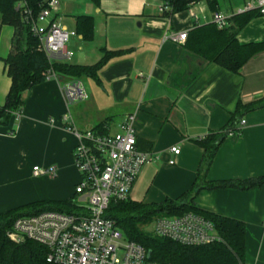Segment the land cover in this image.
I'll return each instance as SVG.
<instances>
[{"label": "crops", "instance_id": "1", "mask_svg": "<svg viewBox=\"0 0 264 264\" xmlns=\"http://www.w3.org/2000/svg\"><path fill=\"white\" fill-rule=\"evenodd\" d=\"M58 1L67 31L76 32L77 16H91L94 22L92 41L80 34L70 39V64L92 66L105 50L121 52L100 70L98 80H80L88 98L70 106L74 126L86 131L107 120L113 131L135 114L137 148L151 160L141 169L129 199L145 204L179 199L199 175L204 150L195 141L222 131L238 102L264 97V51L235 75L175 39L212 24L216 13L231 19L245 12L248 3L257 8V0H217L215 10L201 0L174 14L170 8L161 12L160 0H100L97 6L90 0ZM190 7L198 22L188 17ZM13 33L0 19V108L12 84L3 59L11 50ZM237 40L242 45L264 43V16L252 19ZM23 100L20 119L0 126V214L31 203L74 199L80 179L72 155L78 141L64 121L68 109L62 83H40L24 92ZM234 125L237 131L216 152L206 176L209 182L264 177V108L243 115ZM172 147H179L180 154L170 153ZM34 167L54 168L56 174L34 177ZM52 185L59 187L52 191ZM194 204L242 221L244 264H264V185L244 191L202 190Z\"/></svg>", "mask_w": 264, "mask_h": 264}, {"label": "trees", "instance_id": "2", "mask_svg": "<svg viewBox=\"0 0 264 264\" xmlns=\"http://www.w3.org/2000/svg\"><path fill=\"white\" fill-rule=\"evenodd\" d=\"M24 1L32 15H37L47 0H0L2 25L12 27L14 33L11 50L3 59L7 75L12 81L3 107L0 108V126H8L15 113H22L23 94L32 87L45 82V73L50 65L46 56L36 51L38 41L33 37L23 15L16 5ZM95 6L100 0H90ZM171 9L172 14L185 11L191 3L201 0H160ZM212 10L217 0H205ZM167 13V11L165 12ZM259 10H250L232 17L230 25L219 29L214 23L196 27L187 34L186 47L195 55L232 74L239 75L242 68L255 56L264 51V43L242 45L237 36L252 19L260 17ZM76 33L85 41L94 37V22L91 16L74 18ZM121 52L104 51L101 60L92 66L55 63L53 68L61 78L98 80L100 70L108 61ZM264 108V97L247 104L238 102L227 126L220 132L212 133L195 142L203 148L198 178L188 193L179 199H166L158 204H145L131 201L112 202L105 216L113 220L129 241L135 242L151 253L152 261L167 264H244L246 258V225L237 219L216 215L198 209L194 204L195 195L202 190L238 189L250 190L264 185V177L248 180H228L209 182L207 173L221 143L237 130V119L243 115ZM107 120L94 129L105 132ZM138 142V146H139ZM147 148V146H146ZM54 210L74 213L77 210L74 199L65 202H36L0 214V264H52L47 262L48 249L32 241L23 244L11 242L7 233L13 222L22 216L35 215ZM196 213L209 219L220 234L218 243L188 247L168 239H162L145 231V227L161 217L180 216Z\"/></svg>", "mask_w": 264, "mask_h": 264}, {"label": "built area", "instance_id": "3", "mask_svg": "<svg viewBox=\"0 0 264 264\" xmlns=\"http://www.w3.org/2000/svg\"><path fill=\"white\" fill-rule=\"evenodd\" d=\"M159 7L161 12L168 9L162 1ZM254 7L253 3H248L245 12L256 9L264 16V0H257V8ZM16 9L21 12L38 41L36 51L44 54L50 65L45 73V81L62 83L63 98L68 109L64 121L78 141L72 155L80 179L75 188L76 212L47 210L19 217L7 233L8 239L17 245L32 241L46 247L47 262L52 264H167L152 261L144 247L129 241L117 224L105 216L112 202L129 200L141 169L151 160L137 148L136 115L127 116L118 124L115 132L109 124L105 126V132L94 128L77 130L69 108L86 101L88 96L79 80L61 78L53 68L55 63H68L71 60L68 43L77 33L67 31L62 26L58 0H47L36 16L32 15L24 1H20ZM187 14L193 21H199L194 7H190ZM229 20L219 13L213 16V23L219 29L228 27ZM186 39L185 32L175 40L185 42ZM13 117L18 121L21 113H15ZM245 124L242 120L241 126ZM170 153L179 155L180 148L172 147ZM169 164L174 165V161ZM32 173L34 177H54L56 171L54 168L34 167ZM77 198L79 202L75 201ZM150 225V233L154 236L183 246L200 247L222 240L214 224L196 213L161 217Z\"/></svg>", "mask_w": 264, "mask_h": 264}, {"label": "rangeland", "instance_id": "4", "mask_svg": "<svg viewBox=\"0 0 264 264\" xmlns=\"http://www.w3.org/2000/svg\"><path fill=\"white\" fill-rule=\"evenodd\" d=\"M61 3H62V0H61ZM63 4V3H62ZM65 18H67V17H65ZM81 81H83V83L85 82V81H88L86 78H83V79H81ZM90 81V80H89ZM78 104H82V102H79ZM72 107V106H71ZM71 109V108H70ZM74 110H72V112H73ZM114 121L115 122H118L117 121V119H114ZM115 130L116 129H114V127H113V132H115ZM59 186L58 185H52V191L53 190H55L56 188H58ZM76 202H79V199L77 198L76 200H75ZM151 225L149 224V225H147L146 227H145V231L146 232H148V233H150V227Z\"/></svg>", "mask_w": 264, "mask_h": 264}, {"label": "water", "instance_id": "5", "mask_svg": "<svg viewBox=\"0 0 264 264\" xmlns=\"http://www.w3.org/2000/svg\"><path fill=\"white\" fill-rule=\"evenodd\" d=\"M148 256H149V258L151 257V253L150 252L148 253Z\"/></svg>", "mask_w": 264, "mask_h": 264}]
</instances>
